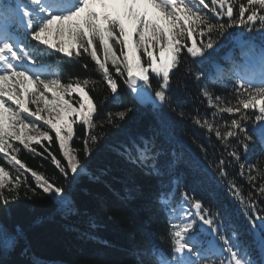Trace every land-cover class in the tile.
Here are the masks:
<instances>
[{"label": "snow or ice", "instance_id": "obj_1", "mask_svg": "<svg viewBox=\"0 0 264 264\" xmlns=\"http://www.w3.org/2000/svg\"><path fill=\"white\" fill-rule=\"evenodd\" d=\"M237 52L242 63L235 59ZM84 57L95 62L101 79L62 82L64 65ZM182 64L197 83L205 81L197 100L207 110L194 108L191 122L209 144L214 136L222 151L210 154L198 145L203 163L193 167L199 179L190 184L183 174L175 175V153L161 163L154 137L120 146L124 159L161 178L157 203L165 213L169 251L153 245L144 255L155 261L141 264H264V168L248 163L251 146L258 143L264 154V0H0V160L15 173L0 165V205L7 210L23 188L25 197L38 190L52 194L61 210L71 212L63 185L22 162L20 146L50 160L64 179L88 174L87 162L104 128L133 111L123 102L118 80L133 104L176 111L171 108L172 74ZM193 65L201 70L194 72ZM226 79L233 83L231 99L215 91ZM101 82L110 96L97 103L90 91ZM107 103H118L122 110H108L94 120ZM249 110L255 111L250 115ZM176 114L189 117L182 107ZM77 124L82 137L75 135ZM77 141L83 144L84 164L80 150L70 144ZM53 143H58L56 153L50 150ZM237 177L251 190L245 193ZM197 186L206 191L196 195ZM22 240L18 226L9 230L0 224V254L15 251Z\"/></svg>", "mask_w": 264, "mask_h": 264}, {"label": "trees", "instance_id": "obj_2", "mask_svg": "<svg viewBox=\"0 0 264 264\" xmlns=\"http://www.w3.org/2000/svg\"><path fill=\"white\" fill-rule=\"evenodd\" d=\"M230 47L222 49L220 56L228 55ZM141 58L142 61L146 59L143 54ZM235 59L238 63L243 62L238 52L235 53ZM84 62L89 65L87 69L83 67ZM220 63L227 66L223 59H220ZM94 65L95 62L90 57L65 64L66 75L62 82L73 77L100 80L99 74L94 71ZM197 70L201 69L193 65V71ZM172 75L175 87L172 90L171 108L179 111L182 107L189 113V117L182 119L176 111L168 108L153 110L151 105L133 104L122 81L118 80V91L124 96L123 102L132 105L133 111L124 120L118 121L116 126L104 128L103 139L87 162L88 174L76 176L74 180L71 177L64 179L50 160L20 146L18 158L28 167L47 177H54L63 185V195L72 201L73 210H61L57 198L52 194H44L42 190H38L39 194L36 196L28 193L25 197L24 189L21 188L20 198L10 203L7 210L0 205V224L9 230L18 226L23 232V240L7 256L0 254V264H141V261H155L154 257L144 255L153 245L164 252L169 251L166 217L157 203L162 191L161 178L146 174L144 168L128 162L119 151L120 146L130 139L154 137L156 149L162 151L161 163L173 160L175 153V175L183 174L190 184L194 177L197 181L199 179L198 174L193 172V167L197 161L203 163L198 145L206 146L210 154L213 150L217 154L222 151L215 137H212L209 144L202 130L194 126L190 119L191 115L196 114L194 108L201 113L207 110L197 100L198 88L205 81L197 83L185 71L184 64L173 70ZM231 80L234 81L235 78ZM152 83L155 86V79H152ZM94 87L95 91H90V95L97 103L104 96H110L105 83H98ZM232 88L233 83L226 79L215 91L231 99ZM118 109L122 110L118 103H107L94 114V120L105 115L108 110ZM253 111L255 110H249V114ZM230 118L227 114L224 117L225 120ZM74 132L81 137L84 134L79 124L74 125ZM50 135L55 138L54 132H50ZM42 144L48 146L49 142L42 141ZM70 144L80 150L79 158L84 164L83 144L79 141ZM33 147H36L38 153L43 151L41 146ZM50 150L56 153L58 143H53ZM248 163H256L264 168V154H261L258 143L251 146ZM0 165L6 166L3 160H0ZM6 167L11 175L15 174L10 166ZM164 179L166 182L167 178ZM237 182L243 185L245 193L251 190L250 185L240 177H237ZM182 190H177V200ZM138 191L144 194L143 197L137 195ZM204 191V186H197L196 195ZM220 203L222 205L226 201L221 200ZM240 227L241 231L248 230L242 222ZM240 239L243 240L244 237L241 236Z\"/></svg>", "mask_w": 264, "mask_h": 264}, {"label": "rangeland", "instance_id": "obj_3", "mask_svg": "<svg viewBox=\"0 0 264 264\" xmlns=\"http://www.w3.org/2000/svg\"><path fill=\"white\" fill-rule=\"evenodd\" d=\"M150 79H151V77H150ZM49 97H50V94H49ZM67 98V97H66ZM32 108H33V110H34V108H35V106H31ZM38 123H42V122H38ZM29 134H32L31 133V131L29 132ZM50 134V133H49Z\"/></svg>", "mask_w": 264, "mask_h": 264}]
</instances>
